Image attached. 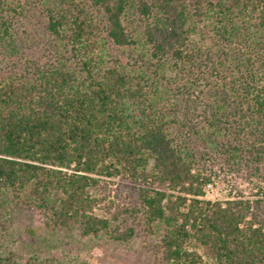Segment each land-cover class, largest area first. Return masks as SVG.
Wrapping results in <instances>:
<instances>
[{"label":"trees","instance_id":"obj_1","mask_svg":"<svg viewBox=\"0 0 264 264\" xmlns=\"http://www.w3.org/2000/svg\"><path fill=\"white\" fill-rule=\"evenodd\" d=\"M217 169L256 198L206 199ZM24 212L158 237L153 264H264V0H0V264H54L12 250Z\"/></svg>","mask_w":264,"mask_h":264},{"label":"rangeland","instance_id":"obj_2","mask_svg":"<svg viewBox=\"0 0 264 264\" xmlns=\"http://www.w3.org/2000/svg\"><path fill=\"white\" fill-rule=\"evenodd\" d=\"M39 20L35 18L31 24H27L32 37L28 43L23 41L21 49L25 55L34 58H43L48 54L46 41L41 40L43 28L42 20ZM14 62L18 64L17 59ZM215 173L205 192L207 199L224 201L238 193L247 198H256L253 186L242 175L229 170L222 172L220 169ZM113 191L121 199L122 194L133 191V185L117 181ZM11 238V248L19 261L36 257L54 264H153L150 245L159 239L139 236L133 242L121 246L107 240L81 238L76 229L50 233L41 217L31 212H24L17 217L11 228Z\"/></svg>","mask_w":264,"mask_h":264},{"label":"built area","instance_id":"obj_3","mask_svg":"<svg viewBox=\"0 0 264 264\" xmlns=\"http://www.w3.org/2000/svg\"><path fill=\"white\" fill-rule=\"evenodd\" d=\"M209 187V186H208ZM207 189V188H206ZM206 196H207V193H206ZM206 199H207V197H206ZM209 200V199H208Z\"/></svg>","mask_w":264,"mask_h":264}]
</instances>
